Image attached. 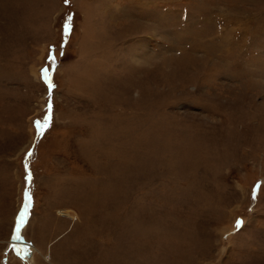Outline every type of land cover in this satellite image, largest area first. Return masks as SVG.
<instances>
[{"label": "rangeland", "instance_id": "obj_1", "mask_svg": "<svg viewBox=\"0 0 264 264\" xmlns=\"http://www.w3.org/2000/svg\"><path fill=\"white\" fill-rule=\"evenodd\" d=\"M25 205L33 264H264V0H0V264Z\"/></svg>", "mask_w": 264, "mask_h": 264}, {"label": "bare ground", "instance_id": "obj_2", "mask_svg": "<svg viewBox=\"0 0 264 264\" xmlns=\"http://www.w3.org/2000/svg\"><path fill=\"white\" fill-rule=\"evenodd\" d=\"M25 226V225H24ZM23 225L18 226L19 227V231H17V228L15 230V237L12 241H10L11 245L14 246L13 248H15V250L22 256H25V258L28 259L31 258V256L33 255L34 251L36 250V248L30 244L27 243L23 237V229L24 228ZM19 237V238H17ZM30 262V261H29ZM30 264H33L32 262H30Z\"/></svg>", "mask_w": 264, "mask_h": 264}, {"label": "snow or ice", "instance_id": "obj_3", "mask_svg": "<svg viewBox=\"0 0 264 264\" xmlns=\"http://www.w3.org/2000/svg\"><path fill=\"white\" fill-rule=\"evenodd\" d=\"M66 2H67V0H66ZM68 29H66V31H67ZM53 62H55V55L54 54H50V57H49ZM45 78L46 79H48V76H47V70H45ZM37 124H38V126H39V128H40V130L42 131L47 125L45 124V123H41V122H37ZM27 213V205H25V207H24V212L21 214V216H20V221H21V223H23L24 222V218H25V214ZM243 222L242 221H238V226L240 225V224H242ZM17 231H19V227L17 228ZM17 238H19V237H17Z\"/></svg>", "mask_w": 264, "mask_h": 264}, {"label": "water", "instance_id": "obj_4", "mask_svg": "<svg viewBox=\"0 0 264 264\" xmlns=\"http://www.w3.org/2000/svg\"><path fill=\"white\" fill-rule=\"evenodd\" d=\"M20 216H21V214H20L19 217H18V223H17V225H18V224H19V225L24 224V222H25V218H24V222L21 223V221H20Z\"/></svg>", "mask_w": 264, "mask_h": 264}]
</instances>
